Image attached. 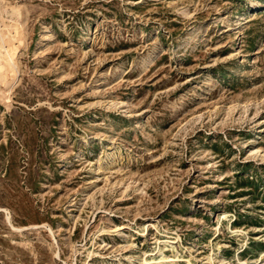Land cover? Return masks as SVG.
<instances>
[{
	"label": "rangeland",
	"instance_id": "374dc122",
	"mask_svg": "<svg viewBox=\"0 0 264 264\" xmlns=\"http://www.w3.org/2000/svg\"><path fill=\"white\" fill-rule=\"evenodd\" d=\"M0 8V264H264V0Z\"/></svg>",
	"mask_w": 264,
	"mask_h": 264
},
{
	"label": "bare ground",
	"instance_id": "6f19581e",
	"mask_svg": "<svg viewBox=\"0 0 264 264\" xmlns=\"http://www.w3.org/2000/svg\"><path fill=\"white\" fill-rule=\"evenodd\" d=\"M2 5V4H1ZM5 10V9H4ZM1 12H3V9H1L0 8V20H1ZM4 19V18H3ZM3 21V20H2ZM2 21H0V26L1 25H3V26H6L4 23L2 24L1 22ZM8 27V26H7ZM10 27H12V26H10ZM9 28V27H8ZM10 29V28H9ZM10 31V30H9ZM6 32H7V30H6ZM9 37H11L10 35H9V33H8V36L2 31V29H1V27H0V40L1 41H3L9 48H8V53L7 54H4V50H5V47H4V45L3 44H1V42H0V70H1V65H3V64H6V63H8V62H10V61H12V57H13V55H12V51L11 50H14V46L11 44V43H13L12 41H11V43H10V40H9ZM13 37V36H12ZM11 37V38H12ZM15 38V37H14ZM14 38H12V39H14ZM6 46V47H7ZM159 251V254H160V256H158V259H156L155 261H154V259L152 260V261H149V263H153V262H162L163 263V261L165 262V261H170V260H172V258L171 257H169V256H167V255H162V252L160 251V250H158Z\"/></svg>",
	"mask_w": 264,
	"mask_h": 264
}]
</instances>
